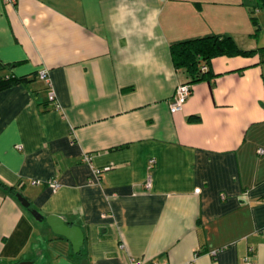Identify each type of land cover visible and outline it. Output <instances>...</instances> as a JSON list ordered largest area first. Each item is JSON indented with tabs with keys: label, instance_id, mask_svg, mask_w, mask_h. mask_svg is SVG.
Masks as SVG:
<instances>
[{
	"label": "crops",
	"instance_id": "obj_1",
	"mask_svg": "<svg viewBox=\"0 0 264 264\" xmlns=\"http://www.w3.org/2000/svg\"><path fill=\"white\" fill-rule=\"evenodd\" d=\"M258 6L0 0V78L27 79L0 92V264H264V63L212 58L182 109L167 104L188 82L170 45L263 48ZM29 210L79 230L78 251Z\"/></svg>",
	"mask_w": 264,
	"mask_h": 264
},
{
	"label": "trees",
	"instance_id": "obj_2",
	"mask_svg": "<svg viewBox=\"0 0 264 264\" xmlns=\"http://www.w3.org/2000/svg\"><path fill=\"white\" fill-rule=\"evenodd\" d=\"M258 3L259 6L254 9H264V0H258ZM253 13V11H250L249 20L251 25L254 26L253 35H256L258 30ZM253 55H258L259 63L263 64L264 46L252 51H245L239 49L229 36H206L204 38L181 41L180 43L171 44L169 47V57L173 68L186 75L188 84L205 80L209 76L210 70L208 65L212 58L217 56L228 58L234 56L251 57ZM200 67L206 70L201 71ZM26 81L27 79L23 76L20 78L12 76L0 78V92L7 90L10 86L25 83Z\"/></svg>",
	"mask_w": 264,
	"mask_h": 264
},
{
	"label": "built area",
	"instance_id": "obj_3",
	"mask_svg": "<svg viewBox=\"0 0 264 264\" xmlns=\"http://www.w3.org/2000/svg\"><path fill=\"white\" fill-rule=\"evenodd\" d=\"M2 2L4 4H7V5H15L16 3V0H2ZM37 75V78L45 85L48 87V94H47V98H48V102L50 104H52L53 108L56 109L58 108V105L55 101V97L53 95V91H52V88L50 86V80H49V76L47 74V70L43 68V70H40L36 73ZM191 84H188V83H183V84H178L174 90H173V95H172V98L168 101V111L170 114H173V113H176V112H179L183 105H184V102L186 101V99L189 97L191 91ZM19 148V147H17ZM257 152L259 154H262L263 151L261 149H258ZM95 174H98L99 172L98 171H94ZM48 186L52 189V190H55L57 188V184L53 181L49 182L48 183ZM144 187L145 188H149V181H146L145 184H144ZM264 201V200H263ZM249 253H251V251L249 250L248 251ZM251 256L250 255H247L246 257H244L243 259V263L242 264H251ZM129 264H159V263H155V262H142V261H138V260H135V259H132Z\"/></svg>",
	"mask_w": 264,
	"mask_h": 264
},
{
	"label": "water",
	"instance_id": "obj_4",
	"mask_svg": "<svg viewBox=\"0 0 264 264\" xmlns=\"http://www.w3.org/2000/svg\"><path fill=\"white\" fill-rule=\"evenodd\" d=\"M15 198L18 204L21 205L22 208H28L29 203L26 199L22 198L19 194L15 195ZM29 214L34 218L36 221H43L46 223L47 226H50L52 232L58 236L65 237L69 240L73 253L77 252L79 247L82 243V236L80 235L79 230L75 228H69L67 225L63 223L62 220H59L56 216L49 215L48 217L43 218L38 212L34 210H29ZM17 264H29V263H17ZM80 264H86L85 261H81Z\"/></svg>",
	"mask_w": 264,
	"mask_h": 264
},
{
	"label": "rangeland",
	"instance_id": "obj_5",
	"mask_svg": "<svg viewBox=\"0 0 264 264\" xmlns=\"http://www.w3.org/2000/svg\"><path fill=\"white\" fill-rule=\"evenodd\" d=\"M258 38V37H257Z\"/></svg>",
	"mask_w": 264,
	"mask_h": 264
}]
</instances>
